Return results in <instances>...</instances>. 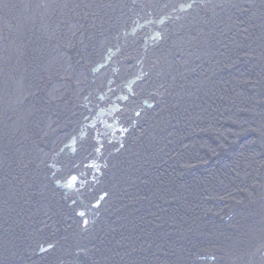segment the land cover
Listing matches in <instances>:
<instances>
[{
  "label": "bare ground",
  "instance_id": "6f19581e",
  "mask_svg": "<svg viewBox=\"0 0 264 264\" xmlns=\"http://www.w3.org/2000/svg\"><path fill=\"white\" fill-rule=\"evenodd\" d=\"M0 264H264V0H0Z\"/></svg>",
  "mask_w": 264,
  "mask_h": 264
},
{
  "label": "rangeland",
  "instance_id": "374dc122",
  "mask_svg": "<svg viewBox=\"0 0 264 264\" xmlns=\"http://www.w3.org/2000/svg\"><path fill=\"white\" fill-rule=\"evenodd\" d=\"M197 3H198V1H197ZM172 18H173L174 21L179 20V17L177 18V16H173ZM143 20H146V21H148L150 24H152V23L157 22V21L160 20V19H155V20H154V18H153V19H151V18H143ZM153 27H156V24H155V25L153 24V26H150V25H149V27H148V30L151 31V33L157 31V30H154ZM148 30H147V31H148ZM157 35H160V34L158 33ZM128 58H129V57H128ZM177 59H179V56L177 57ZM122 60H124V57H122ZM125 61H128V63L131 62L130 59L125 60ZM134 67H138V66L135 65ZM137 69H138V68H137ZM129 70H130V69H129ZM129 70H128V68H127V71H129Z\"/></svg>",
  "mask_w": 264,
  "mask_h": 264
}]
</instances>
